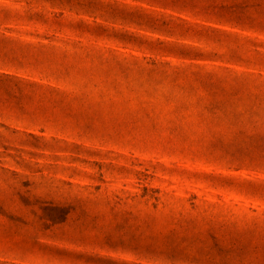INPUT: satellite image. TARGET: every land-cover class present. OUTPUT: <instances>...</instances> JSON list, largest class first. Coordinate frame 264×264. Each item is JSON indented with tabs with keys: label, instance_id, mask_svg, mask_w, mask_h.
I'll return each mask as SVG.
<instances>
[{
	"label": "rangeland",
	"instance_id": "rangeland-1",
	"mask_svg": "<svg viewBox=\"0 0 264 264\" xmlns=\"http://www.w3.org/2000/svg\"><path fill=\"white\" fill-rule=\"evenodd\" d=\"M0 264H264V0H0Z\"/></svg>",
	"mask_w": 264,
	"mask_h": 264
}]
</instances>
